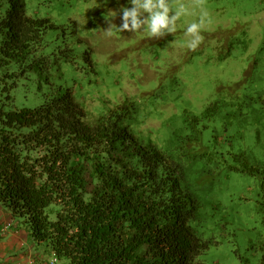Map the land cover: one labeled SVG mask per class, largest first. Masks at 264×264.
Instances as JSON below:
<instances>
[{
	"label": "trees",
	"instance_id": "trees-1",
	"mask_svg": "<svg viewBox=\"0 0 264 264\" xmlns=\"http://www.w3.org/2000/svg\"><path fill=\"white\" fill-rule=\"evenodd\" d=\"M54 27L25 0H0V203L64 264H205L214 240L202 229L219 206L211 193L223 170H249L229 164L224 145L235 135L223 133L231 118L258 112L253 99L239 94L240 81L223 85L201 114L186 110L181 127L153 139L133 128L138 102L90 116L70 87L53 83ZM45 90L39 105L18 103Z\"/></svg>",
	"mask_w": 264,
	"mask_h": 264
},
{
	"label": "rangeland",
	"instance_id": "rangeland-1",
	"mask_svg": "<svg viewBox=\"0 0 264 264\" xmlns=\"http://www.w3.org/2000/svg\"><path fill=\"white\" fill-rule=\"evenodd\" d=\"M25 2L30 15L55 24L46 36L47 54L59 61L53 83L70 87L90 116L105 113L109 104L134 100L139 114L133 128L160 140L182 126L186 110L201 114L217 99L219 87L241 82L239 94L252 98L259 110L244 123L231 118L233 123L223 134L235 136L224 146L230 165L250 171L223 170L217 181L211 198L219 206L202 229L214 243L203 260L205 264H264V117H260L264 110V0H168L173 11L183 6L189 14L177 20L174 33L162 38L144 28L119 30L122 10L132 7L129 0ZM204 13L203 41L191 51L187 26L199 22ZM66 46L74 49V55L66 57ZM45 92L27 99L19 96L18 103L39 105ZM214 127L222 129V121L206 129V142ZM238 134H244L243 139ZM253 167L257 168L254 173ZM18 223L22 228L29 226L22 219L12 220V226Z\"/></svg>",
	"mask_w": 264,
	"mask_h": 264
},
{
	"label": "clouds",
	"instance_id": "clouds-1",
	"mask_svg": "<svg viewBox=\"0 0 264 264\" xmlns=\"http://www.w3.org/2000/svg\"><path fill=\"white\" fill-rule=\"evenodd\" d=\"M129 2L132 7L122 10L123 23L119 26L120 31H137L144 28L149 35L162 38L167 34L174 33L177 30V20L181 16L189 14L183 6L173 11L168 0H129ZM206 15L204 13L199 22H193L187 26L186 34L191 36L187 47L191 51H196L203 41L201 30Z\"/></svg>",
	"mask_w": 264,
	"mask_h": 264
},
{
	"label": "crops",
	"instance_id": "crops-1",
	"mask_svg": "<svg viewBox=\"0 0 264 264\" xmlns=\"http://www.w3.org/2000/svg\"><path fill=\"white\" fill-rule=\"evenodd\" d=\"M15 219L10 209L0 203V231L3 225ZM18 225H13L7 233H0V264H29L31 259L36 264H50L54 256L51 249L34 242L29 226ZM58 264L64 262L60 260Z\"/></svg>",
	"mask_w": 264,
	"mask_h": 264
},
{
	"label": "built area",
	"instance_id": "built-area-1",
	"mask_svg": "<svg viewBox=\"0 0 264 264\" xmlns=\"http://www.w3.org/2000/svg\"><path fill=\"white\" fill-rule=\"evenodd\" d=\"M12 227V223L10 222H7L5 225H3V227L1 228V231L0 233H7L10 228ZM58 258L54 255L51 260H50V264H57L58 263ZM29 264H36L35 260L34 259H31L29 261Z\"/></svg>",
	"mask_w": 264,
	"mask_h": 264
}]
</instances>
